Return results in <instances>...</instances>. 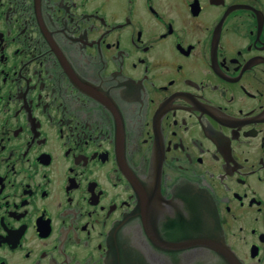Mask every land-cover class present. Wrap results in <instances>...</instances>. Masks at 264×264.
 Instances as JSON below:
<instances>
[{
	"label": "flooded vegetation",
	"instance_id": "flooded-vegetation-1",
	"mask_svg": "<svg viewBox=\"0 0 264 264\" xmlns=\"http://www.w3.org/2000/svg\"><path fill=\"white\" fill-rule=\"evenodd\" d=\"M193 193L264 264V0H0V264H169Z\"/></svg>",
	"mask_w": 264,
	"mask_h": 264
},
{
	"label": "water",
	"instance_id": "water-1",
	"mask_svg": "<svg viewBox=\"0 0 264 264\" xmlns=\"http://www.w3.org/2000/svg\"><path fill=\"white\" fill-rule=\"evenodd\" d=\"M195 205L196 224L198 231H185L184 241L167 244L163 254L168 258L169 264H244L231 250L225 241L223 231L220 230L215 207L211 199L202 193H193ZM153 237L152 231H147ZM190 252L189 257L185 255ZM203 252V256H201ZM205 252V254H204ZM115 264H152L149 256L134 254V260L120 257Z\"/></svg>",
	"mask_w": 264,
	"mask_h": 264
}]
</instances>
